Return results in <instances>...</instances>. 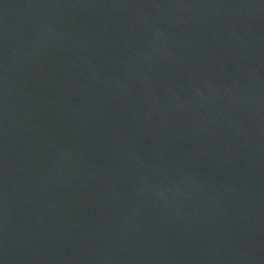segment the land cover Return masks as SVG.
Returning a JSON list of instances; mask_svg holds the SVG:
<instances>
[{
    "label": "water",
    "instance_id": "obj_1",
    "mask_svg": "<svg viewBox=\"0 0 264 264\" xmlns=\"http://www.w3.org/2000/svg\"><path fill=\"white\" fill-rule=\"evenodd\" d=\"M0 264H264V0H0Z\"/></svg>",
    "mask_w": 264,
    "mask_h": 264
}]
</instances>
